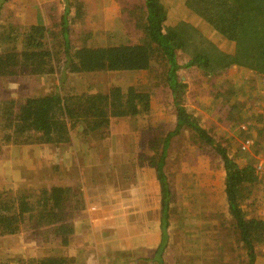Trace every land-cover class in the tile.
I'll return each mask as SVG.
<instances>
[{
    "label": "crops",
    "instance_id": "crops-1",
    "mask_svg": "<svg viewBox=\"0 0 264 264\" xmlns=\"http://www.w3.org/2000/svg\"><path fill=\"white\" fill-rule=\"evenodd\" d=\"M2 15L4 16L3 10ZM261 22H264L262 16ZM253 45L254 42L249 41L245 50L248 47L253 49ZM260 45L261 43L258 47ZM253 57L252 65L256 66V75L252 70L249 73L240 66L236 71H228L227 81L220 92L221 98L214 96L216 99L211 105L205 104V119L198 121L197 125L204 130L207 138L203 139L201 133L193 132V127L185 125L170 138L167 146L170 151L163 148L168 151L164 166L167 176L165 187L161 184L156 167L151 165L150 157L156 151L149 155L141 139L138 142L134 140L126 150L125 141L130 136H109L112 125L101 134H91L89 130L77 125L71 140L59 144L10 141L9 143L21 144L19 148L23 156L34 147L41 149L44 157L53 149L56 158L69 167L59 165L56 166L57 170H53L58 181L53 184L64 189H60L62 191L55 198L47 199L49 203H56L59 197L63 203H69L67 210H60L54 220L45 223L47 225L40 229V232L46 230L52 237L44 240L37 236L35 241L41 253L35 254L33 259L39 258L40 263L45 257L59 256L63 259L62 264H239L238 261L248 259L247 264H250L252 257L239 242L242 230L232 210L242 211L245 219L264 220V171L259 172H263L262 178L253 182L251 187L236 190V203L231 204L226 193V161L222 152L213 149L209 153L198 146L201 142L212 139L216 146L227 148L234 169L245 165V152L253 145L251 143L245 148L246 140L254 141L251 134L257 131L255 123L264 125V60H260L261 56L255 59L254 49ZM24 72L35 75L27 69L20 70L18 75ZM202 72L207 74L205 70ZM54 73L56 72L51 74ZM80 73L67 71L65 75H61L58 72V76L61 80L71 78L76 81ZM1 76L3 75L0 74ZM206 87L205 85V90ZM186 92L193 93L190 88ZM36 93L41 94L30 91L25 95ZM13 96L16 97L11 98L24 97L21 91ZM256 99L259 102L261 100V105L257 104ZM226 101L232 102L234 107L226 108ZM171 102L175 105L173 98ZM254 103L257 107L251 109ZM169 107L161 117L164 119L172 116L173 119L167 118L164 123L168 132L166 136L178 127L176 107ZM187 109L192 112L190 106ZM257 111L259 114H256ZM240 112L245 115L244 118L239 117ZM141 124L143 125L139 121L138 127ZM143 126L146 137L151 127ZM126 127L120 128L122 134H126ZM105 135L109 137L108 141H105ZM139 135L140 138L143 133ZM222 139H232L235 145H239L235 146L236 149L229 150ZM155 140L150 139L149 142ZM180 141L182 142L178 145ZM145 142L151 150L152 145ZM132 149L134 151L130 155ZM238 153L244 154V158L237 157ZM248 155L257 157V167L264 156V149L262 152L252 151ZM40 158L42 159L41 156ZM252 188L255 190L252 191ZM246 191L251 194L243 193ZM224 234L226 237H223ZM229 238L232 239L225 246L224 239ZM53 240L57 246L52 244ZM263 243L256 244V264L263 262L259 250ZM224 246L226 252H230L237 260L226 262L222 259L220 251Z\"/></svg>",
    "mask_w": 264,
    "mask_h": 264
},
{
    "label": "trees",
    "instance_id": "trees-1",
    "mask_svg": "<svg viewBox=\"0 0 264 264\" xmlns=\"http://www.w3.org/2000/svg\"><path fill=\"white\" fill-rule=\"evenodd\" d=\"M1 1L3 3L5 0H0V17L2 7L5 6ZM64 2L65 8L58 24H61L58 34L62 32L64 35L61 49L63 48L66 59L63 62L59 60L63 65L58 68L55 64L54 42L47 44V39L52 33L51 27L44 23H33L29 24L25 30L24 40L28 45L26 49L15 47L0 54V74L7 77L18 75L23 69L34 74L59 72L61 75H65L67 71L91 73L103 70H146L159 73L160 68L169 67L160 73L159 77L166 81L174 97L178 127L160 142L163 148H167L170 138L185 125L195 130L199 129L200 132L198 130L197 132L201 133L203 139L207 138L204 130L198 127L197 121L192 119L183 103L185 83L182 82L178 72L182 66L177 61V49L187 47V40L182 37L178 28H174L168 22L170 17L168 9L179 6L190 27L193 23L192 26L197 29L203 27L215 31L219 33L220 38L227 41H237L241 35H246L247 43L254 42L255 59L261 56L260 60H264V22L259 23L258 21L257 23L255 11L252 16L247 13L252 3H258L264 8V0H120L122 9H120V14L106 19L108 23L114 21L115 30H117L115 33L113 24L101 28V31L86 28L90 26L88 20H85L86 14L95 6L94 0H75L74 3L71 0H64ZM262 17H264V12ZM80 19L84 22L83 29L73 30L71 23ZM0 28H5L1 19ZM16 30L11 37L18 33L20 35V30L23 33L18 26ZM120 33L132 37L114 41L113 36ZM100 35L108 36V41L95 43V40L101 37ZM259 43L261 45L258 47ZM188 65L201 68V72L205 70L207 80L216 68L212 57L202 51H194ZM200 75V72L196 73V79ZM227 78L228 76L226 81ZM203 83H207L204 78L198 83L199 91L206 92L202 87ZM106 87L108 90L89 93L85 99L78 100H75L77 97L74 94L64 95L60 90L46 94H30L19 100H11V112H4L7 122L3 125V132L7 142L14 140L18 143L47 145L64 143L71 140L77 125L89 130L91 134H101L105 128L111 127L114 120H120L123 116L140 115L152 107L149 92L138 90L135 86L129 87V90L121 86L109 88L108 84ZM222 90L220 89L215 95L217 98H221ZM260 102L257 100V104ZM15 106L16 110H14ZM225 107L231 109L234 104L226 101ZM245 113L248 112L245 111ZM256 114L259 112L257 111ZM255 126L257 131L251 134L254 136L252 148L246 150V163L239 169L233 168L227 148L221 145L216 146L214 141H211L212 139L201 142L198 146L208 150L209 153H212L213 149L222 152L226 161V193L231 204L236 203V190L249 188L253 182L262 178L255 166L257 157L248 155L252 151L262 152L264 149V125L255 123ZM163 148L157 149L150 160L151 165L158 171L161 184L165 187L167 176L164 166L168 151ZM60 189L64 188L51 184L50 188L41 186L20 192L0 190V235L20 234L24 228L31 229L39 235L40 229L47 225L45 223L54 220L60 214V210H67L69 203H63L59 197L56 203L52 201L49 203L47 200L49 197L50 199L55 198L56 194L62 191ZM232 214H235L241 226L239 242L252 257L250 264H256L258 252L255 253V247L257 243L264 242V220L245 219L244 214L239 210H232ZM14 262V259H7L5 263L1 261L0 264H15ZM49 262L62 264L63 259L59 256L45 257L41 259L40 264Z\"/></svg>",
    "mask_w": 264,
    "mask_h": 264
},
{
    "label": "rangeland",
    "instance_id": "rangeland-1",
    "mask_svg": "<svg viewBox=\"0 0 264 264\" xmlns=\"http://www.w3.org/2000/svg\"><path fill=\"white\" fill-rule=\"evenodd\" d=\"M74 1L75 0H71L72 3H74ZM2 4L5 5L2 7L4 16L1 15L0 19L5 28H0V54L14 49L15 47H18V49H26L28 46L24 40L26 27L33 23H44L52 29V35L50 34V37L47 39V44L54 42V55L56 59L55 64L58 68L61 67L63 63H60L59 60H65L66 56L63 48L61 49V44L62 42L64 43V35L62 32L61 34H58V28L61 27V24H58L61 21L65 8L64 0H5ZM94 5L95 6L90 11H87L85 20H88L90 26H86V28L101 31V28L113 24V32H117V30H115L116 25L114 21L112 23H108L106 19L120 14V0H94ZM168 11L170 16L168 22H170L174 28H178L182 37L187 40V47L177 49V61L182 66L178 69V72L183 80L182 82L185 83L183 103L186 107L190 106L192 108V112L189 111L192 119L197 122L204 121L206 116L204 106L205 104L211 105V103L215 101L214 96L217 91L224 88L228 71H236L237 67L240 66L247 69V72L249 73H251L250 70H252L254 74L257 73L256 66L252 65L254 60L253 49L248 47V49L245 50V45L247 44L245 40L247 39L246 35H241L237 41H227L226 39L220 38L219 33L215 31L204 29L203 27L197 29L192 26L193 23L190 27L184 19V15L179 6L173 7L172 9L170 8ZM253 11L257 14V23L258 21L261 23V16L264 12V8L258 3H252L250 8L247 9V13L252 16ZM81 20L82 19L71 23L73 30L77 31L83 29L84 22ZM17 26L22 29L23 33L20 30V35L17 32L18 35L11 37V35L17 31ZM248 26L245 27L247 28ZM103 31L105 32L106 29ZM107 37L108 36L106 35L105 37L101 36L95 40V43H106L108 41ZM127 37L131 38L132 36H125V34L122 35V33L115 37L113 36L114 41H119L121 38L125 39ZM93 38L94 36L91 37L90 40L92 41ZM194 51L208 53L213 59V65H216L214 73L208 78V80L207 74L204 75L203 72L200 71L201 68L198 69V67L188 65L192 59V53ZM230 65L232 66L230 67ZM168 68L169 67L160 68L159 73H156V71L148 72L146 70H103L91 73L81 72L77 75L78 78L76 81H73L71 78L67 79V81L61 80L60 76H58V72L45 75L42 73L32 75L28 72H24L22 73L23 75L21 74L9 77L1 76L0 190H5L6 192H10V190L20 192L24 189H34L44 185L58 183L56 176L53 173V170H57L56 166L58 167L59 165H62L69 169L67 163H61L62 160L56 158L53 149H51L47 153L46 157H44L41 149L34 147L28 152V154L23 156V152L21 151V148H19V145L21 144L7 142L5 133L3 132V125L7 122L6 114L4 116V112H11V100L20 99L11 98V96L16 97L13 96V94L15 95L17 91H21L23 95L26 96L25 94H28L30 91L42 93L47 90H61L65 95H67L66 93L74 94V96L77 97L75 100L85 99L89 93L108 90L106 84H108L109 88L112 86H121L123 89L129 90V87L135 86L138 90L149 92L151 94L152 107L140 115L138 114L137 116L129 117L123 116L120 117V120H114L112 122V126L115 127H112L108 134L109 136L114 137L125 136L126 138V135L130 136L129 140L127 141L126 139L125 141L127 144L126 150H128L134 140H137L138 142V140L141 139L146 145H144V149L148 151L147 153L149 155H152L153 151L157 152V149L163 148V144L160 142H162L165 138L163 135L166 136L168 133L164 128V123L167 118L172 119V116L161 119L163 111L169 106V108L173 107L175 109V105L171 102L174 97L170 92V87L166 85V81H164L162 77H159L160 73L164 72ZM198 72H200L201 75L196 79V73ZM203 78L207 82L202 85V87H204V91L207 90L206 92L201 90L199 91L198 87L199 81ZM204 84L207 86L206 90ZM189 88L193 91V93L187 94L186 91ZM252 105L251 109L257 107L255 103ZM14 110H16V106ZM243 115L244 114L241 112L239 113L240 118H244L245 115L244 117ZM139 121L143 123V125L151 127L146 133V137L144 135L145 127L142 124L138 127ZM202 125L204 126V124ZM124 126H127L126 134H122V132H120V128ZM155 126H157V129L154 130ZM197 130L200 132L199 129L193 130V132H196ZM139 133H143L140 138ZM223 137L225 139L226 134ZM108 138L109 137L105 135V141H108ZM218 138H221V136H218ZM150 139H152V141L154 139L156 140L154 142H149ZM224 139L222 140L225 142V145L228 146L229 150L233 148L236 149L235 146L239 145L238 143L235 145L232 139ZM100 141L102 142V140ZM145 141H148L149 145H152L151 150H149L146 144L147 142ZM181 142L182 141H180L178 145L181 144ZM231 142H233V144H231ZM172 148H174V145ZM133 151V149L130 151V155L133 154ZM168 151H170V148ZM137 153L141 154V152L138 151ZM236 156L239 158L242 157L241 159L244 158V154L238 153ZM135 158L138 157L136 156ZM254 188L251 190L254 191ZM243 193H248L249 195L251 194L250 191ZM12 195L13 194L11 193V196ZM212 203L215 202L213 201ZM241 203L244 202L242 201ZM10 204L12 205V203ZM211 235L213 236L214 234L211 233ZM37 236L44 240L51 239L52 237L49 232L46 233V231H43L38 235L34 233L33 230H27L26 228H24L23 232L20 234L0 235V262L2 261L5 263V260L7 259H14L15 264H40L39 258H37V260H35L36 258L33 259L35 254L41 253V250L35 241ZM223 237H226V235L224 234ZM231 239L232 238L224 239L226 241L225 246L231 241ZM53 241H51L52 244L57 246L56 241H54V243ZM225 246L223 249L221 248L220 256L222 255V259L226 262L228 260H234L235 258H233V255L230 252H226ZM211 255H214V253L211 252ZM247 261L249 260L246 259L243 262L238 261V263L247 264Z\"/></svg>",
    "mask_w": 264,
    "mask_h": 264
},
{
    "label": "built area",
    "instance_id": "built-area-1",
    "mask_svg": "<svg viewBox=\"0 0 264 264\" xmlns=\"http://www.w3.org/2000/svg\"><path fill=\"white\" fill-rule=\"evenodd\" d=\"M251 143H252V140L247 139L244 147L245 148L249 147ZM257 168L259 169V172L264 171V156H262V158L259 160ZM261 173H263V172H261ZM259 250H261L262 257H263V262L261 264H264V243L260 245Z\"/></svg>",
    "mask_w": 264,
    "mask_h": 264
}]
</instances>
